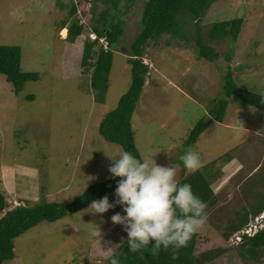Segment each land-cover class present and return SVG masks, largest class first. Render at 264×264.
<instances>
[{
    "label": "rangeland",
    "instance_id": "1",
    "mask_svg": "<svg viewBox=\"0 0 264 264\" xmlns=\"http://www.w3.org/2000/svg\"><path fill=\"white\" fill-rule=\"evenodd\" d=\"M118 2L117 9L107 0H0V45L19 46L21 70L38 74L20 93L0 74V190L3 186L9 206L42 198L68 204L92 185L112 178L108 171L112 161L104 151L115 158L124 150L101 136L99 125L131 85L129 51L143 30L147 0ZM106 9L105 21L118 16L126 22L113 54L105 100L97 102L91 74L83 72L80 63L84 42L96 39L93 16ZM236 19L243 20L237 39H212L216 23ZM73 21L84 29L69 42L67 27ZM199 36L220 58L200 57ZM101 41L107 47L105 39ZM143 56L150 73L132 118L141 155L154 156L163 166L179 164L178 181L193 173L180 160L189 147L198 152L203 167L197 171L206 177L219 174L232 158L244 168L229 183L213 185L217 203L208 209L199 230L209 240L198 242L196 254L217 248L224 251L206 264H264V248L255 256L243 255L239 233L230 239L222 234L235 213L250 208L251 184H263L264 110L227 97L224 77L231 71L239 87L264 95V0H219L199 19L181 10L177 31L150 40ZM220 100L228 103L223 122L213 120L195 144L187 145L191 131L200 121L213 118ZM165 146L171 155L162 150ZM228 168L227 176L232 173ZM114 193L115 189L106 195L110 201L116 200ZM90 211L30 229L15 240L16 257L3 264H109L127 235L111 220L123 209L117 206L102 215Z\"/></svg>",
    "mask_w": 264,
    "mask_h": 264
},
{
    "label": "trees",
    "instance_id": "2",
    "mask_svg": "<svg viewBox=\"0 0 264 264\" xmlns=\"http://www.w3.org/2000/svg\"><path fill=\"white\" fill-rule=\"evenodd\" d=\"M107 1L108 3L113 2L112 4L117 9L119 8L118 0ZM217 1L219 0H147L141 19L143 30L131 43L129 51L128 63L131 65V85L128 91L119 99L117 107L109 111L102 119L99 125L101 136L112 143L120 145L124 151L131 152L138 157L142 156L136 145L132 118L150 73V64H146L143 61L144 47L150 40L163 34L175 33L177 31V18L181 10H188L199 19ZM108 12V9H106L99 17L93 16L95 22L91 29L95 33L96 39H87L84 42L80 63L83 72H90L91 74L90 86L95 92V101L97 102L105 100L104 95L108 89V78L113 65V54L124 36L126 22L123 18L118 19V16H115L113 21L108 19L105 21V16ZM104 21L105 23H103ZM242 23V19L216 23L212 28L211 37L212 39H237L242 29ZM65 27L66 25L62 26L61 29ZM67 28V40L69 42H75L84 29L83 25L79 24L78 21H73L72 25ZM102 38L105 39L107 47L104 46V41H101ZM97 46H99V49L95 51ZM197 46L199 47L201 58L210 61L220 58L216 49L207 45L203 41L202 36L198 37ZM21 56L22 50L19 46L0 45V74L5 75L8 82L13 84L16 93H20L23 90L26 81L38 79L37 73L21 70ZM230 59V57H227V60ZM224 90L227 97L235 96L252 106L264 110V95L239 87L231 71L224 77ZM227 106L226 100H220L212 112L213 118L200 121L191 131L185 143L187 145L195 144L213 120L223 122ZM217 175L209 176L208 174L206 177L202 172L196 171L184 176L178 182L192 185L194 193L205 202V212L207 213L208 209L217 203L216 194L212 189V182ZM118 179L111 178L106 182L94 184L68 204L48 201V199L42 198L34 203L26 204L24 202L14 207L9 206L6 198L7 193L3 191L4 188L2 186L0 190V264L16 257L15 240L21 235L42 222L52 223L67 215H74L89 208L93 200L101 199L114 190ZM261 184L260 181H257L251 184L250 189L248 188L247 201L251 203L250 208L238 211V213H235L236 216L234 215L235 218L234 216L231 218V221L227 224L226 231H222L226 239H230L233 234L248 227L252 216H258L264 212V178L263 184ZM246 186L248 185L246 184ZM201 236L198 231L179 250L161 248L158 254L154 255L148 249H141L135 253L130 252L127 247L126 235L115 256L120 260V264H206L216 259L224 250L211 249L198 256L196 254L198 242L205 243L206 240H209V236H202L204 238ZM240 248L243 255L255 256L260 248H264V229L259 230L254 235H243Z\"/></svg>",
    "mask_w": 264,
    "mask_h": 264
},
{
    "label": "clouds",
    "instance_id": "3",
    "mask_svg": "<svg viewBox=\"0 0 264 264\" xmlns=\"http://www.w3.org/2000/svg\"><path fill=\"white\" fill-rule=\"evenodd\" d=\"M164 149L170 154L167 146ZM104 152L112 161L108 168L111 177L119 178L114 193L116 200L110 201L104 196L93 200L89 209L93 214L102 215L122 207V213H115L111 220L123 226L130 252L148 249L155 255L161 248L177 251L204 226L206 204L194 193L191 184L178 182L179 164L163 166L154 156L138 157L128 151L120 152L115 158ZM180 160L189 172L203 167L198 152L191 147ZM257 217L261 224L259 231L264 229V212ZM110 264H120V260L113 256Z\"/></svg>",
    "mask_w": 264,
    "mask_h": 264
},
{
    "label": "crops",
    "instance_id": "4",
    "mask_svg": "<svg viewBox=\"0 0 264 264\" xmlns=\"http://www.w3.org/2000/svg\"><path fill=\"white\" fill-rule=\"evenodd\" d=\"M231 162V163H230ZM231 164V165H230ZM228 168V170L230 169L231 170V174H229L228 176H227V174L225 173V168ZM259 168V165H257V167L256 168H254L250 173H249V175L248 176H251V175H253V173L257 170ZM244 171V168H243V165H242V163L240 162V161H238L237 159H235V158H232V160L230 161H228V163L227 164H225L223 167H222V169H221V172L216 176V178H215V180L213 181V182H215V183H213L212 184V189H213V191H215V189H214V187H213V185H215L216 183L217 184H219L220 182H224V183H226V181H228V183L230 182V180H232L233 178H235L236 176H238V175H241L242 174V172ZM258 172V171H257ZM232 178V179H231ZM243 183V182H242ZM242 183L240 184V186L242 185ZM239 186V187H240Z\"/></svg>",
    "mask_w": 264,
    "mask_h": 264
},
{
    "label": "built area",
    "instance_id": "5",
    "mask_svg": "<svg viewBox=\"0 0 264 264\" xmlns=\"http://www.w3.org/2000/svg\"><path fill=\"white\" fill-rule=\"evenodd\" d=\"M256 219H259V217H256ZM252 222L253 221L250 222L248 227H246V228H244V229H242L241 231L238 232L239 235H236L237 239H240V241H242L243 235H245V234L254 235L258 231V229L261 228V224L258 223V220L254 221L256 223H252Z\"/></svg>",
    "mask_w": 264,
    "mask_h": 264
}]
</instances>
